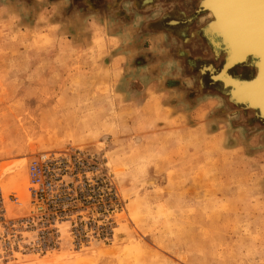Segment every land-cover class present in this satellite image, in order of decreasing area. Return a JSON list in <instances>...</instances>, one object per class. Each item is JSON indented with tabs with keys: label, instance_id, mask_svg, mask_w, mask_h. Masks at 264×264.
Instances as JSON below:
<instances>
[{
	"label": "rangeland",
	"instance_id": "374dc122",
	"mask_svg": "<svg viewBox=\"0 0 264 264\" xmlns=\"http://www.w3.org/2000/svg\"><path fill=\"white\" fill-rule=\"evenodd\" d=\"M57 2L0 0V264H264V103L250 106L254 89L246 101L236 91L256 81L258 67L231 62L222 70L230 79L217 83L210 71L228 49L199 0L206 23L192 35L223 63H181L192 107L176 111L165 88L144 92L152 77L175 75L167 56L150 53L148 42L110 67L117 53L75 40L47 17ZM150 58L165 71L143 75ZM214 85L230 86L235 103ZM72 149L87 157L66 171L72 200L63 219L41 216L29 164Z\"/></svg>",
	"mask_w": 264,
	"mask_h": 264
},
{
	"label": "crops",
	"instance_id": "0c3cea01",
	"mask_svg": "<svg viewBox=\"0 0 264 264\" xmlns=\"http://www.w3.org/2000/svg\"><path fill=\"white\" fill-rule=\"evenodd\" d=\"M182 1L185 3H180ZM66 2L67 0H63L62 4L57 2L50 10L48 9L47 17L52 16L57 19L55 26L57 28L62 26L67 32L74 33V36H77L75 40L82 43L87 41L102 42L106 50L109 48V50L117 53L115 59L111 61L110 67H119L123 58H136L139 52L144 51V45L148 42L150 43V53L167 56L166 59L171 66L170 68H175V71L173 70L175 75L165 74L161 80L152 77L149 79L144 92L153 90L154 93H157L156 91L159 89L165 88L168 96L164 103L174 104L173 107L176 111L186 107L191 109L192 107V99L189 98V91L186 88L193 85H186L187 80L179 69L181 63H185L189 68H193L197 60H204L206 64L211 63L215 68L223 63V54L215 59L211 48L202 35H192L205 25L207 14L201 10L203 14L199 17L198 11L194 12L195 5L192 0H78L77 2L71 0L69 3ZM42 9L45 12V9ZM189 18L192 19L187 21ZM172 20L178 22L173 25ZM189 37L190 40L187 41ZM166 39H171L175 43L173 42L171 45L168 41V44H164ZM179 52L181 53L179 54ZM211 58L213 62H210ZM172 60H175V63ZM149 62L148 68L141 71L143 75L151 77L153 73L165 71L163 66L159 67L160 58L159 61L151 59ZM162 62H166V60L162 59ZM128 64L126 65L130 68L129 72H133L134 75L140 72L136 69L138 65L136 61L131 59L129 62L128 60ZM180 78L183 80L180 82L182 87L178 83L167 82L168 79L181 81ZM134 85V83L130 84L127 90L134 91L136 88L133 89ZM214 86L216 88L221 85ZM194 88L196 94L194 101L198 103L203 99L200 92L204 89V85L198 83ZM216 91L217 97H221L223 92L221 90ZM131 96L133 97L135 94ZM160 102L162 103V101ZM143 104L146 106L149 101L146 100ZM217 104L218 106L215 107L213 113L222 106L220 101ZM172 108L171 110L174 109ZM216 119L217 117L212 116V123H217ZM187 122L195 123L192 117H189ZM207 122H209V117Z\"/></svg>",
	"mask_w": 264,
	"mask_h": 264
},
{
	"label": "bare ground",
	"instance_id": "6f19581e",
	"mask_svg": "<svg viewBox=\"0 0 264 264\" xmlns=\"http://www.w3.org/2000/svg\"><path fill=\"white\" fill-rule=\"evenodd\" d=\"M204 4V7L212 13L213 18L210 20L213 19L211 22L221 30L220 37H223V44L228 49L223 66L219 70L212 69L210 72L217 75L215 76V79H218L217 83L224 84L225 80L230 79L228 78L230 72L226 76L222 70H225L231 62L238 65L245 62L257 66L259 76L256 81L238 84L236 88V91H242L245 101V98L252 96L251 92L254 89L257 99L254 100L257 102L253 101L250 106L256 108L261 103L258 100L264 103V0H206ZM249 85H254V88ZM263 109L260 111H264ZM149 179L147 182L152 183V178Z\"/></svg>",
	"mask_w": 264,
	"mask_h": 264
},
{
	"label": "built area",
	"instance_id": "2783aa9c",
	"mask_svg": "<svg viewBox=\"0 0 264 264\" xmlns=\"http://www.w3.org/2000/svg\"><path fill=\"white\" fill-rule=\"evenodd\" d=\"M72 159L79 165L87 157L81 150L72 149L39 154L31 160L28 167L30 192L36 209L41 211L39 215L43 212L48 218L63 219L65 207L72 200V181L65 178V175L73 177L66 174Z\"/></svg>",
	"mask_w": 264,
	"mask_h": 264
},
{
	"label": "water",
	"instance_id": "95a60500",
	"mask_svg": "<svg viewBox=\"0 0 264 264\" xmlns=\"http://www.w3.org/2000/svg\"><path fill=\"white\" fill-rule=\"evenodd\" d=\"M198 1L199 0H192V2H193V4L195 5V11L194 12H197L198 11V16L200 17L203 13L201 12V10H199V8H198ZM204 1L202 0V2H201V7H202V5L204 6V3H203ZM206 9V8H205ZM204 9V10H205ZM210 62H213V59L211 58V61ZM208 65H206V66H204V69L207 67ZM209 80H210V83L212 84L214 81L210 78V73H209ZM215 83V82H214ZM215 91H216V88L214 89ZM221 91L223 92V94L224 93H226L227 94V96L228 97H230L229 99L231 100L232 99V101L235 103V94H234V92H233V89L229 86L228 88L227 87H222V89H221ZM217 92V91H216ZM215 93V92H214ZM214 95H216V93L214 94ZM216 96H218V95H216ZM258 116H259V114L258 113H256Z\"/></svg>",
	"mask_w": 264,
	"mask_h": 264
}]
</instances>
